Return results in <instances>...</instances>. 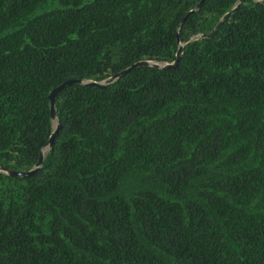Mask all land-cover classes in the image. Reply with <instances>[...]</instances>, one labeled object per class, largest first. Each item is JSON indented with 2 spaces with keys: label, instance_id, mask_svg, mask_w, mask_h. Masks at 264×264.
Masks as SVG:
<instances>
[{
  "label": "trees",
  "instance_id": "16d2710c",
  "mask_svg": "<svg viewBox=\"0 0 264 264\" xmlns=\"http://www.w3.org/2000/svg\"><path fill=\"white\" fill-rule=\"evenodd\" d=\"M237 2L0 0V165L34 169L0 264H264V1L203 36Z\"/></svg>",
  "mask_w": 264,
  "mask_h": 264
},
{
  "label": "water",
  "instance_id": "95a60500",
  "mask_svg": "<svg viewBox=\"0 0 264 264\" xmlns=\"http://www.w3.org/2000/svg\"><path fill=\"white\" fill-rule=\"evenodd\" d=\"M244 0H238V2L228 11L226 12L222 18L218 21V23L216 24V26L214 27V29H212L211 31H209L208 33H205L203 34V36L205 37H211L216 31L217 29L219 28V26L221 25V23L224 21V19L237 7L239 6ZM264 1V0H262ZM202 1L199 3L198 7L201 5ZM182 52H183V43H180V46L178 48V51H177V54H176V59L175 61L173 62H167L165 64H161V63H157V62H152L150 60H139L135 63H133L131 66L127 67V68H124L122 69L121 71L111 75L110 77L106 78L104 81H90V83H93V84H97L99 86H105L106 84H108L109 82L113 81L114 79L124 75L127 71H129L131 68L135 67L136 65H139V64H145V63H150V64H154V65H157V66H177L179 65L180 63V60H181V56H182ZM83 80L80 79V78H71V79H68L66 81H64L63 83H61L60 85L54 87L50 94H49V97H50V102H51V114H52V119L54 121H58V114H57V110H56V99H55V96L57 94V92L63 88L65 85L67 84H70L72 82H82ZM59 126V124H58ZM54 136L55 134H52V136L50 137L49 139V143H48V146L44 147L41 151V156L36 164V166H41L42 163H43V159H44V155H45V152L47 150L48 147H52L53 145V142H54ZM0 171H7L9 173H15V174H19V175H28L30 173H32L34 171V169H30V170H26V171H19V170H15V169H12V168H9V167H5V166H1L0 165Z\"/></svg>",
  "mask_w": 264,
  "mask_h": 264
}]
</instances>
